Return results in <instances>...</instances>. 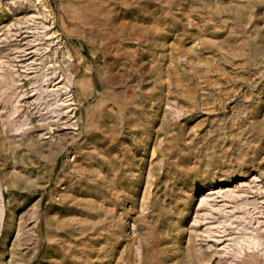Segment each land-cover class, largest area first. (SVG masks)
I'll return each mask as SVG.
<instances>
[{
  "label": "rangeland",
  "instance_id": "obj_1",
  "mask_svg": "<svg viewBox=\"0 0 264 264\" xmlns=\"http://www.w3.org/2000/svg\"><path fill=\"white\" fill-rule=\"evenodd\" d=\"M0 264H264V0H0Z\"/></svg>",
  "mask_w": 264,
  "mask_h": 264
}]
</instances>
